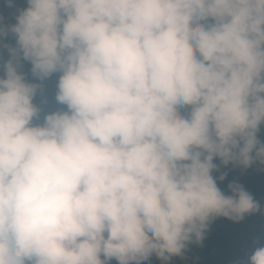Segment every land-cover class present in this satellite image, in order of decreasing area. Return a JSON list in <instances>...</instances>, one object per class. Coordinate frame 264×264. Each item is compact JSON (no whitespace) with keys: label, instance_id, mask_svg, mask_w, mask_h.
Listing matches in <instances>:
<instances>
[{"label":"clouds","instance_id":"clouds-1","mask_svg":"<svg viewBox=\"0 0 264 264\" xmlns=\"http://www.w3.org/2000/svg\"><path fill=\"white\" fill-rule=\"evenodd\" d=\"M26 3L0 26V264H167L261 211L211 173L264 165V0ZM54 73L64 108L33 123Z\"/></svg>","mask_w":264,"mask_h":264},{"label":"trees","instance_id":"trees-1","mask_svg":"<svg viewBox=\"0 0 264 264\" xmlns=\"http://www.w3.org/2000/svg\"><path fill=\"white\" fill-rule=\"evenodd\" d=\"M25 7H27L26 0H13V7H8L6 0H0V26L14 24L15 16L19 14L18 9L22 10ZM5 44L15 46V39L11 34L0 37V77L3 76V63L9 58ZM22 65V69L18 71L27 74L26 80L40 83L31 76V65L24 61ZM58 75L54 73L45 79L42 82V90H38L33 98V104L40 110L39 121L34 120L33 123H42L45 114L64 108L55 100ZM189 110L190 108L186 106L181 110V114L186 115ZM257 139L264 143V123L259 126ZM213 163L218 168V171L211 173L217 187L227 195L230 194L227 185L230 182L239 183L255 201L259 202L261 211L245 215L239 222L223 217L214 219L209 224L200 244L189 243L179 256L171 257L167 264H247V257L254 249L264 245V165L255 161L247 169H243L233 163L222 165L215 157ZM222 173H226V176L223 181H220L218 177ZM108 264H117V261L111 259ZM145 264H163V262L155 255H151Z\"/></svg>","mask_w":264,"mask_h":264}]
</instances>
